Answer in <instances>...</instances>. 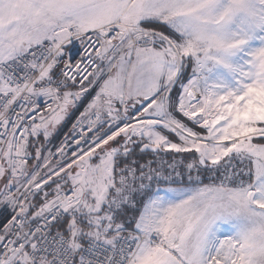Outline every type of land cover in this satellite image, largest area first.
<instances>
[{
    "label": "snow or ice",
    "instance_id": "1",
    "mask_svg": "<svg viewBox=\"0 0 264 264\" xmlns=\"http://www.w3.org/2000/svg\"><path fill=\"white\" fill-rule=\"evenodd\" d=\"M0 264H264V0H0Z\"/></svg>",
    "mask_w": 264,
    "mask_h": 264
},
{
    "label": "built area",
    "instance_id": "2",
    "mask_svg": "<svg viewBox=\"0 0 264 264\" xmlns=\"http://www.w3.org/2000/svg\"><path fill=\"white\" fill-rule=\"evenodd\" d=\"M62 131L63 132H66L67 131V127H64V128H62ZM60 138H62V137H55L54 139H53V144H56V143H58V140L60 139Z\"/></svg>",
    "mask_w": 264,
    "mask_h": 264
}]
</instances>
